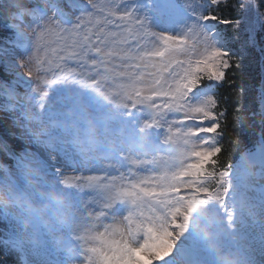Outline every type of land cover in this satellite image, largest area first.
Returning <instances> with one entry per match:
<instances>
[{
  "label": "snow or ice",
  "instance_id": "1",
  "mask_svg": "<svg viewBox=\"0 0 264 264\" xmlns=\"http://www.w3.org/2000/svg\"><path fill=\"white\" fill-rule=\"evenodd\" d=\"M59 2L33 0L27 22L33 36L15 31L16 39L7 41L11 47L0 48L5 70L14 77L0 81V112L6 114L0 122V154L11 165L39 151L18 130L22 93L39 99L68 81L105 92L131 125L165 141L177 137L185 151L178 159L119 154L88 165L70 153L51 161L45 157L48 175L75 192L83 214L82 228L64 253L66 264L194 262L199 250L186 233L195 208L215 200L227 223L233 222L226 204L234 173L230 161L223 166L220 161L227 130L218 88L231 61L240 68L247 45L255 46L257 31L264 29L259 0L241 4L235 21L214 14L213 6L225 0H159L156 10L153 0H68L83 7L67 25L58 18ZM154 14L172 26L156 30ZM218 25H243L248 39L234 48L238 37L229 38ZM14 47L26 51L11 56ZM258 51L264 57V47ZM261 116L264 126V110ZM240 124L237 116L235 127ZM16 140L23 143L20 151L14 149ZM245 148L257 165L245 173V193L251 194L252 207L264 210V134ZM246 228L256 264H264V220ZM18 249V242H0V264H10L9 256L11 264H20Z\"/></svg>",
  "mask_w": 264,
  "mask_h": 264
},
{
  "label": "clouds",
  "instance_id": "2",
  "mask_svg": "<svg viewBox=\"0 0 264 264\" xmlns=\"http://www.w3.org/2000/svg\"><path fill=\"white\" fill-rule=\"evenodd\" d=\"M33 0H0V16L14 31L32 37L28 27ZM44 5L47 0H39ZM59 89V91H54ZM21 108L16 114L19 132L38 152L13 161L0 160V216L11 218L18 241L39 246L43 238L65 253L81 230L83 214L75 192L48 175L47 161L70 153L88 165L126 154L133 158L160 160L163 156L180 158L185 145L177 137L158 139L147 128L131 125L124 112L99 89L82 88L71 81L45 90L42 98L22 93ZM229 161L233 168L230 198L233 222L215 200L199 204L193 211L187 235L199 250L194 262L180 264H256L250 248L246 225L264 220L247 199L244 178L254 172L255 161L241 145L232 149ZM47 158V161L45 160ZM225 163L221 162V166ZM234 194V195H233Z\"/></svg>",
  "mask_w": 264,
  "mask_h": 264
},
{
  "label": "trees",
  "instance_id": "3",
  "mask_svg": "<svg viewBox=\"0 0 264 264\" xmlns=\"http://www.w3.org/2000/svg\"><path fill=\"white\" fill-rule=\"evenodd\" d=\"M245 2L246 0H225L224 3L213 6L216 9L214 14H218L221 19L239 20L243 12L240 6ZM259 3V11L264 14V0H259ZM6 20L0 16V22ZM243 27V25L239 28L224 25V31L229 38L238 37L233 45L235 48L247 40ZM256 41L255 46L247 45L249 54L240 60V68L236 67V60L231 61V68L226 70V79L218 88L221 100L218 103V110L226 113L224 123L227 131L224 150L220 155V161L225 164L229 162L230 156L234 155L232 149L236 146L231 144L230 140L243 141L241 146L245 147L254 141L258 132L264 134V126L261 124V99L264 100V57L258 51V48L264 47V29L257 31ZM237 116L241 119L239 128L235 127Z\"/></svg>",
  "mask_w": 264,
  "mask_h": 264
},
{
  "label": "rangeland",
  "instance_id": "4",
  "mask_svg": "<svg viewBox=\"0 0 264 264\" xmlns=\"http://www.w3.org/2000/svg\"><path fill=\"white\" fill-rule=\"evenodd\" d=\"M249 45H251V44H249ZM21 72H24V70L22 69ZM5 119H6V118H4V117H0V122H3ZM19 143H20V146H22L21 141H19ZM9 221H11V218H9Z\"/></svg>",
  "mask_w": 264,
  "mask_h": 264
}]
</instances>
